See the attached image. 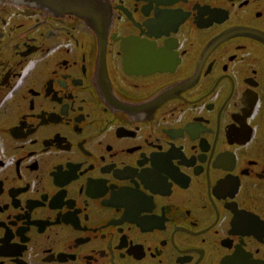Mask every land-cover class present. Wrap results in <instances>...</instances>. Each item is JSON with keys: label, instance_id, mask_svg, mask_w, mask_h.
I'll return each mask as SVG.
<instances>
[{"label": "flooded vegetation", "instance_id": "af4514ba", "mask_svg": "<svg viewBox=\"0 0 264 264\" xmlns=\"http://www.w3.org/2000/svg\"><path fill=\"white\" fill-rule=\"evenodd\" d=\"M0 0V264H264V0Z\"/></svg>", "mask_w": 264, "mask_h": 264}, {"label": "water", "instance_id": "95a60500", "mask_svg": "<svg viewBox=\"0 0 264 264\" xmlns=\"http://www.w3.org/2000/svg\"><path fill=\"white\" fill-rule=\"evenodd\" d=\"M23 3L34 5L42 9L61 10L72 12L93 26L94 28L102 25L101 20V0H18Z\"/></svg>", "mask_w": 264, "mask_h": 264}]
</instances>
